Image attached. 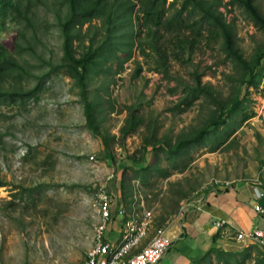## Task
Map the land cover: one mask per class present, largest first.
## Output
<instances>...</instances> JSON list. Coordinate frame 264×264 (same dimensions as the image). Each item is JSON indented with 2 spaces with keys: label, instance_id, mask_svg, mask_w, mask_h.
Here are the masks:
<instances>
[{
  "label": "rangeland",
  "instance_id": "rangeland-1",
  "mask_svg": "<svg viewBox=\"0 0 264 264\" xmlns=\"http://www.w3.org/2000/svg\"><path fill=\"white\" fill-rule=\"evenodd\" d=\"M30 1L35 3L32 28L7 21L0 35L24 30L28 37L33 31L35 46L21 56L34 76L43 75L33 97L0 106V264L81 261L92 245L99 189L110 197L109 227H117L123 216L139 214L140 201L143 209L150 210L143 244L160 220L164 223L171 210H178L180 202L224 182L264 183V57L259 82L256 87L248 85L245 92L239 83L241 69L226 56L220 36L212 40L203 31L190 53L168 57L161 67L149 45L138 43L145 38L140 31L130 57L121 64L113 59L92 69L81 92L75 80L57 67L62 35L55 13L62 15L64 6L59 9L58 0ZM254 3L264 14V0ZM218 9L231 24L234 44L243 58L249 59L257 48L264 50V31L253 26L242 7L220 5ZM104 32L102 17L74 28V55L90 39L96 45ZM117 41L120 47L121 38ZM193 74L199 75L201 85H208L207 92L216 100L231 98L240 86L238 96L243 97L244 111L250 116L237 127L226 120L202 145L187 147L184 154L171 159L168 145L201 127L216 107L208 94H200L189 106L176 108L186 87L194 85ZM35 81L29 77L21 87L31 88ZM131 110L139 122L122 134ZM229 128L233 131L226 136ZM219 133L222 141L211 150L212 139ZM146 143H155V149L162 146L155 150L154 161L168 171L166 177L157 170L145 182L134 177L129 157L140 161ZM142 153L151 162L153 150ZM122 171L127 185L124 198L119 193ZM119 209L123 214L117 213ZM257 250L252 249V258L244 264H256L261 254Z\"/></svg>",
  "mask_w": 264,
  "mask_h": 264
},
{
  "label": "trees",
  "instance_id": "trees-1",
  "mask_svg": "<svg viewBox=\"0 0 264 264\" xmlns=\"http://www.w3.org/2000/svg\"><path fill=\"white\" fill-rule=\"evenodd\" d=\"M57 1V0H56ZM255 0H58L57 4L64 6V13L61 15L57 11L55 19L62 35V55L57 67L64 69L66 74L72 77L81 92L86 84V80L92 69L101 67L107 61L112 62L118 59L117 64L130 57V47L135 42L136 34L144 32L143 43L148 44L154 52L157 64L165 67L168 57L176 58L184 52L190 53L193 46L199 41L203 31H206L210 39L216 36L221 37V46L226 54L241 69L239 83H243L246 92L248 85L255 86L260 80L262 67H259L260 60L264 57V50L257 48L249 59L242 57L237 45L234 44L231 24L225 20L223 13L218 9L220 5L242 7L256 29L264 31V14H262ZM35 3L30 0H0V35L6 30L7 21H13L22 26L32 28V6ZM57 8V10H59ZM102 17L105 24V32L99 42L92 46L89 40L86 48L74 55L72 30L93 18ZM117 29H122L116 35ZM186 31L187 33H184ZM121 38L119 47L117 38ZM32 38V39H31ZM36 35L32 31L27 37L24 30H16L15 34H10L0 38V106L23 101L33 97L39 87V81L43 75L34 76L26 61L22 58V51H31L35 46ZM169 47V49H168ZM110 64V63H108ZM29 77H35L36 81L31 88L24 89L21 82ZM193 86L186 87L184 95L176 104L185 108L189 106L200 94H208L216 107L204 124L193 133L179 137L176 141L168 145L167 152L169 158L173 159L184 154L187 147L199 146L209 138L226 120L233 121L235 127L239 126L250 113L244 111L243 97H239L240 86L237 87L233 96L229 99L216 100L207 92L208 85H201L198 74H193ZM85 117L90 124L91 114L87 104H85ZM125 125L121 128L122 134L134 130L139 122L134 110L129 111ZM234 127V128H235ZM233 131L226 129L227 136ZM96 133V131H95ZM219 133L214 135L210 149L221 143ZM155 143H146L141 148L140 161L129 157L130 168L134 177L141 182L147 180L151 171L157 170L159 175L166 177L168 171L159 168L154 161ZM153 150V159L146 160L142 152ZM125 172H121L119 178L120 197L124 198L126 188ZM0 186L3 182L0 181ZM183 197V194L180 198ZM178 203L176 204L177 207ZM174 210L170 211V213ZM160 220L159 227L163 225ZM214 238H212L213 243ZM259 249L254 244H248L236 250H223L210 245L203 254L194 259L191 264H244L251 259V252ZM261 254L256 258V264H264V250L259 249Z\"/></svg>",
  "mask_w": 264,
  "mask_h": 264
},
{
  "label": "crops",
  "instance_id": "crops-1",
  "mask_svg": "<svg viewBox=\"0 0 264 264\" xmlns=\"http://www.w3.org/2000/svg\"><path fill=\"white\" fill-rule=\"evenodd\" d=\"M224 183L180 202L178 210L168 215L162 226L170 244L155 264H191L212 244L223 250L244 246V243L221 234L222 229L213 225L218 219L236 231L260 229L264 235V212L254 211L255 205L264 209V183L244 180ZM254 187L262 193L258 198ZM109 226L110 222L107 228L111 230L110 237L114 238L116 227Z\"/></svg>",
  "mask_w": 264,
  "mask_h": 264
},
{
  "label": "built area",
  "instance_id": "built-area-1",
  "mask_svg": "<svg viewBox=\"0 0 264 264\" xmlns=\"http://www.w3.org/2000/svg\"><path fill=\"white\" fill-rule=\"evenodd\" d=\"M253 190L255 197L262 195L258 188L254 187ZM94 205L96 221L93 225L92 245L85 252L84 258L74 264H155L168 248L170 241L163 226L157 227L142 244L146 239L152 218L150 210L143 209L142 201L139 203L141 207L139 214L123 216L121 223L115 229L114 238L110 237L107 228L110 222L109 195L99 189ZM254 211L263 213L264 209L255 205ZM117 213L121 215L123 210L119 209ZM213 225L222 229L221 234L224 237L242 242L244 246L254 244L264 250V235L260 229L249 232L236 231L226 226L224 220L219 219L215 220Z\"/></svg>",
  "mask_w": 264,
  "mask_h": 264
}]
</instances>
